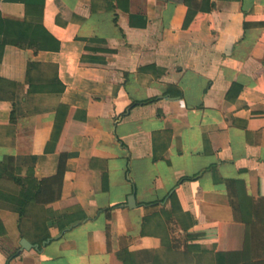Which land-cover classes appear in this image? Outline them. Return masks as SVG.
Listing matches in <instances>:
<instances>
[{"label": "crops", "instance_id": "crops-1", "mask_svg": "<svg viewBox=\"0 0 264 264\" xmlns=\"http://www.w3.org/2000/svg\"><path fill=\"white\" fill-rule=\"evenodd\" d=\"M212 3L0 0V161L88 218L22 251L0 179V264H264V0Z\"/></svg>", "mask_w": 264, "mask_h": 264}, {"label": "trees", "instance_id": "trees-1", "mask_svg": "<svg viewBox=\"0 0 264 264\" xmlns=\"http://www.w3.org/2000/svg\"><path fill=\"white\" fill-rule=\"evenodd\" d=\"M10 1V0H7ZM186 5L189 7V14L185 28L192 23L199 15L211 13L215 9L212 0H202L201 6L193 9L192 1L185 0ZM7 44L0 45L6 47ZM22 49L27 48V43L16 44ZM155 156V161H156ZM36 158L26 160L27 166L24 170L23 167L18 166L17 159L5 158L0 161V179H4L13 183L16 189L15 193L9 194L4 197L8 202V208L18 215V231L21 239H26L33 245L42 246L44 242L51 239L50 228H58L59 231H66L74 225L87 221L88 218L81 211H75L73 214H59L49 208L54 203L60 201L65 170L62 165L56 176L49 179L38 180L35 177L34 167L29 164H35ZM103 186L105 190L108 186V176L103 175ZM0 226L2 227L1 223ZM17 251L9 254L7 263L11 264L17 259ZM222 255L218 256L220 260ZM233 264L240 263L238 257H235Z\"/></svg>", "mask_w": 264, "mask_h": 264}, {"label": "water", "instance_id": "water-1", "mask_svg": "<svg viewBox=\"0 0 264 264\" xmlns=\"http://www.w3.org/2000/svg\"><path fill=\"white\" fill-rule=\"evenodd\" d=\"M132 203H134L135 204V198L133 197V196H131L130 198H129V207H131V204ZM20 246H21V250L22 251H30V250H33V249H35V250H38V246H34V245H32L28 240H26V239H22L21 240V242H20Z\"/></svg>", "mask_w": 264, "mask_h": 264}]
</instances>
